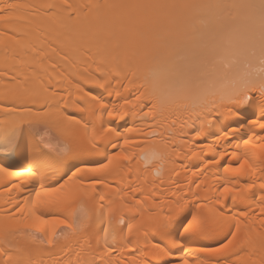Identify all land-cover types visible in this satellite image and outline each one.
Masks as SVG:
<instances>
[{
	"label": "bare ground",
	"instance_id": "obj_1",
	"mask_svg": "<svg viewBox=\"0 0 264 264\" xmlns=\"http://www.w3.org/2000/svg\"><path fill=\"white\" fill-rule=\"evenodd\" d=\"M261 5L0 0V264H264Z\"/></svg>",
	"mask_w": 264,
	"mask_h": 264
},
{
	"label": "rangeland",
	"instance_id": "obj_2",
	"mask_svg": "<svg viewBox=\"0 0 264 264\" xmlns=\"http://www.w3.org/2000/svg\"><path fill=\"white\" fill-rule=\"evenodd\" d=\"M251 8H253V7H251ZM256 9H243V10H241V13H240V15H239V20H242V22H244L247 18H249V17H254V16H256V15H259V16H262V17H264V6L263 5H261V6H258V7H255ZM233 13H234V11H230V20H233L232 19V17H233ZM231 23H237V21H235V20H233V22H231ZM43 115H44V113H42L41 114V118L43 117ZM45 117H46V114L44 115ZM45 117H43V118H45ZM46 120V119H45ZM48 120V119H47ZM46 120V121H47ZM51 122H52V120H50ZM45 122V121H44ZM42 123H43V121H42ZM50 123V122H49ZM48 122H47V124L46 123H44V126H43V124H37V128H39V132L42 134V136H45L47 139H48V146L50 147V148H53V149H56V150H58V149H60V150H62L63 148V151L65 150V152H66V150L71 146V142L70 141H68L67 139V137H65L66 136V132L65 131H63V128L62 127H60L59 125H57V124H54V125H57V127H53L54 125H50ZM54 123V122H53ZM53 123H51V124H53ZM39 126V127H38ZM59 128H62V129H60V130H62L63 132H61L60 130H59ZM45 133V134H44ZM55 140V141H54ZM66 140V141H65ZM62 141L65 143H62ZM50 144V145H49ZM70 145V146H69ZM118 150L119 149H114V151H113V153H116V152H118ZM63 193H60L59 191H58V193L56 194V197L57 198H64V197H67V196H71V195H73V192L72 193H65L64 191H62ZM96 198H98V195L96 196ZM76 203L77 204H79L78 205V208H80L79 209V211H81V209L83 210L84 208H86V206L84 205L85 203H86V200H82V198H80V197H77L76 196ZM61 220H65V219H61ZM60 222V220L59 221H54L53 222V224L52 225H57L58 223ZM60 225V228H64V229H66L65 227H64V225H63V223L61 222V223H59ZM40 227V226H39ZM39 227H37V228H39ZM39 234V233H38ZM60 232L59 233H57V234H54L53 235V237H54V240H53V243L52 244H48L46 241H45V239L43 238V235H41V240L43 239V250L44 251H49L50 249H52V248H54V247H56V246H58V243H59V237H60ZM40 235V234H39ZM66 250V248H64L63 249V252L62 253H60V256L63 258V259H65L66 258V256H67V252L65 251Z\"/></svg>",
	"mask_w": 264,
	"mask_h": 264
}]
</instances>
